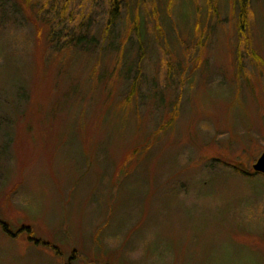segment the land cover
Instances as JSON below:
<instances>
[{"label":"rangeland","instance_id":"374dc122","mask_svg":"<svg viewBox=\"0 0 264 264\" xmlns=\"http://www.w3.org/2000/svg\"><path fill=\"white\" fill-rule=\"evenodd\" d=\"M89 1L65 65L53 9L0 0V264H264V0L250 43L233 0H128L105 41Z\"/></svg>","mask_w":264,"mask_h":264},{"label":"trees","instance_id":"16d2710c","mask_svg":"<svg viewBox=\"0 0 264 264\" xmlns=\"http://www.w3.org/2000/svg\"><path fill=\"white\" fill-rule=\"evenodd\" d=\"M42 2V7L44 8L46 7L47 11L50 12L51 9H53L54 14L56 15V17H59L60 21L58 23H56L55 25H53L55 27V29L53 31H51V33H53V37H52V42H54V37H56V42L55 43H61V47H60V55H62V59L61 62L65 61V65L67 62H73L75 63L76 60V51L81 50H88L89 46L91 44H96L98 42V39L96 38V35L94 34V32H92L89 28L90 23H92V20L87 19L86 17L87 15L82 12L81 14L78 15V24L76 26L74 25H64V23L67 22H71V24L73 23L74 17H73V12L71 11L68 15V8L71 6V2L73 0H40ZM87 1V0H86ZM234 3L236 4L234 6V8L236 7V9L238 8V11H235V21H236V27H237V31L238 34L240 36V38H242V42L244 41V39L247 40L248 43H250V38L247 36V31H248V27H249V22H250V14L252 13L251 9H250V2L251 0H233ZM33 0H24V3L27 6H30L32 4ZM106 2V22L104 24V29L102 31V35L101 38L103 41H105V38L108 37V31L110 29L111 26H115L117 21H119L121 19L122 16V11L124 9V7H127L128 4V0H105ZM211 2V0H210ZM90 4H93L94 1L91 0L89 1ZM144 3V0H136V6H140L141 4ZM62 6V7H60ZM129 9V8H128ZM90 20V21H89ZM89 21V22H88ZM135 25V29L137 30V34L140 35V26L137 25L136 22H134V24L132 23V26ZM61 26H63V28H61ZM59 33L57 35L54 36V34L57 31V28H59ZM97 40V41H95ZM99 43V42H98ZM104 43V42H102ZM101 45V44H99ZM94 47V46H93ZM140 50H141V54L143 55V46H140ZM245 51H247L249 54H251V56L253 57V59L255 60V62L257 64H259L257 61H262L261 57L258 55V53L253 50V49H249V48H245ZM82 53V52H81ZM84 54H88V52H84ZM140 60L142 59L143 56L139 55ZM60 59V58H59ZM93 60V59H91ZM257 60V61H256ZM262 63V62H261ZM137 85H138V80L135 79L134 81H132L131 85H130V91L128 93L127 99L126 101L131 102V100L133 99V97L135 96V94L137 93ZM129 104L126 102V105ZM130 106V105H127ZM120 108H125L124 106ZM169 126H173V122H168ZM124 172H128L130 173V171H128V169H124ZM104 179H102L103 181ZM119 181V180H117ZM108 183V184H107ZM114 181H105L104 183H102L103 186L106 187V194L111 195V193L113 192V190L111 191L112 185H113ZM4 229L6 231H8V227L6 224H4Z\"/></svg>","mask_w":264,"mask_h":264},{"label":"water","instance_id":"95a60500","mask_svg":"<svg viewBox=\"0 0 264 264\" xmlns=\"http://www.w3.org/2000/svg\"><path fill=\"white\" fill-rule=\"evenodd\" d=\"M253 169L255 172L264 175V153L258 158L257 162L253 165Z\"/></svg>","mask_w":264,"mask_h":264}]
</instances>
